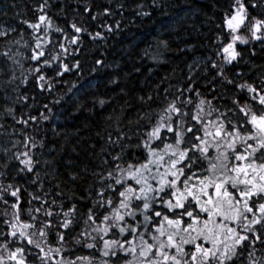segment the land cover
I'll list each match as a JSON object with an SVG mask.
<instances>
[{
    "label": "trees",
    "instance_id": "obj_1",
    "mask_svg": "<svg viewBox=\"0 0 264 264\" xmlns=\"http://www.w3.org/2000/svg\"><path fill=\"white\" fill-rule=\"evenodd\" d=\"M3 26L0 264H173L215 166L264 165V0H0ZM233 250L264 264V221Z\"/></svg>",
    "mask_w": 264,
    "mask_h": 264
},
{
    "label": "rangeland",
    "instance_id": "obj_2",
    "mask_svg": "<svg viewBox=\"0 0 264 264\" xmlns=\"http://www.w3.org/2000/svg\"><path fill=\"white\" fill-rule=\"evenodd\" d=\"M5 30L6 27H0L1 33ZM244 96L246 94H242L241 98ZM250 124L254 131L256 147L264 148V114L255 118V121H251ZM6 149V144L0 145V157L6 154ZM241 159L242 157L238 158L239 161ZM159 162V157L151 154L149 164L158 165ZM252 165L250 168V164L245 162L242 169L245 173H238L244 179L238 177L235 171L229 177H222V167L215 166L209 180L204 183L206 191L210 185L215 189L211 195L205 192L203 198L197 199V207L206 213V217L201 222L191 224L190 228L182 230L187 236L183 237L181 234L177 240L178 246L175 248L179 254L177 255L178 258L173 260V264H224L232 256V250L241 242L251 225H258L264 221V165H261L262 167ZM223 170L225 171V168ZM170 174H172V169L166 168L165 172L157 173L155 180L164 184L167 182V175ZM217 176L219 180L215 186L214 182ZM143 177L148 176L145 173ZM229 183L233 187L230 186L229 188ZM235 186H240V188L237 189ZM228 191L233 192L232 195L237 201L232 202L229 195L226 197L225 193ZM182 197L177 196L178 199L175 198L179 205L188 196L185 194ZM179 227L178 224L166 222V229H173L176 232ZM165 239L166 241H173L174 235L171 238L166 234ZM184 244L194 245L189 255L183 250ZM171 246L174 245L171 244ZM165 252L164 249L157 251V258L163 259L164 262L169 257Z\"/></svg>",
    "mask_w": 264,
    "mask_h": 264
}]
</instances>
